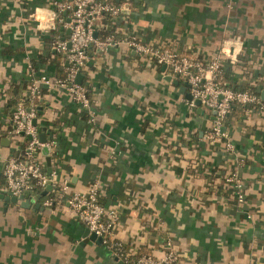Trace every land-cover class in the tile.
<instances>
[{
    "label": "crops",
    "instance_id": "0c3cea01",
    "mask_svg": "<svg viewBox=\"0 0 264 264\" xmlns=\"http://www.w3.org/2000/svg\"><path fill=\"white\" fill-rule=\"evenodd\" d=\"M53 1L0 0V190L25 139L9 133L8 89L26 83L29 91L34 77L58 76L53 57L62 52L50 47L56 35L45 27ZM109 1L128 8L110 19L121 41L91 47L83 69L93 123L65 85L41 83L36 97L38 127L56 140L38 157L47 172L50 157L68 187L52 205L46 194L38 206L0 198V264H124L85 234L70 206V195L95 181L106 209L118 207V236L134 254L163 256L171 239L185 264H264V0ZM132 33L202 61L225 41L236 46V61L222 56L224 83L255 87L261 103H236L225 118L234 149L208 136L212 114L190 106L187 80L122 40ZM231 172L244 183L243 202L226 179Z\"/></svg>",
    "mask_w": 264,
    "mask_h": 264
},
{
    "label": "built area",
    "instance_id": "2783aa9c",
    "mask_svg": "<svg viewBox=\"0 0 264 264\" xmlns=\"http://www.w3.org/2000/svg\"><path fill=\"white\" fill-rule=\"evenodd\" d=\"M127 8L128 5L124 3L109 0L53 1V21L47 20L48 23L45 22V27H50L53 30L57 23H60L61 32L51 40L50 47L64 53L67 71L65 77L57 76L51 79L44 74L34 77L29 87V93L33 98L31 105L27 107L23 99L17 104L12 115L14 127L9 130V133L25 136L31 134L32 137L29 139L24 153H12L6 162L4 170L6 182L3 190L7 193L13 195L24 193L26 190H31L34 182L42 186L43 189L51 183L52 187L48 193L56 192L58 188L64 191L68 187L66 180L59 184L56 173H48L38 157L40 147L45 145L48 148H53L56 145V140L40 141L39 127L32 122L38 109L35 99L40 92L41 83L51 84L54 82L65 85L73 98L89 112L88 121L93 123L96 116L91 105L88 88L82 82H78L77 76L88 64L90 47L105 49L109 45L121 41L113 34L100 37L99 34L95 36L94 33L104 25L102 22L104 16L108 15L113 21L120 19ZM41 21H43L42 18ZM67 29H70L69 33L66 32ZM122 40H125L130 48L154 58L159 64H166L174 74L187 80L193 95V98L188 100L190 106L197 107L195 99L198 98L201 100V105L210 114L215 115L211 121L208 136L212 140L225 141L227 148L234 149L229 134L223 127V122L231 110L232 103L260 102V97L254 92L248 89H236L224 83L222 56L226 55L230 61H236L238 57L236 46L225 41L217 54L207 61H202L170 48L146 43L135 33L126 34ZM213 110H216V113H213ZM226 179L233 185L238 201L243 202L246 194L242 179L237 176L236 172H231ZM53 199V197H48L45 204L52 205ZM69 203L73 213L83 220L90 230L102 235L103 242L124 264H185L171 239L166 242L167 247L163 256H156L152 253L134 254L118 236V207L108 210L100 200L98 181H95V184L87 191L75 192L70 195Z\"/></svg>",
    "mask_w": 264,
    "mask_h": 264
},
{
    "label": "trees",
    "instance_id": "16d2710c",
    "mask_svg": "<svg viewBox=\"0 0 264 264\" xmlns=\"http://www.w3.org/2000/svg\"><path fill=\"white\" fill-rule=\"evenodd\" d=\"M102 22L104 23V25L100 26L98 28L99 36L100 37H104L107 34H112L114 29L116 28V25L114 23H111L109 16L108 15L104 16L103 19H102ZM53 32L55 33V35L61 32L60 23H57L56 28L54 29ZM53 60L57 63L56 65H57V74H58V76L59 77H65L66 71H67V62H66V60H65V58L63 56V53H57V52L55 53L54 52ZM83 71L84 70H82V74H83L82 83L86 85V82H85V79H84L85 71L84 72ZM26 87H27L26 83H24V84H12L10 86V88L8 89L9 97L7 99V102H6V107H7L8 111L12 115H13L15 109L17 108V104H18V102L20 100L23 99V102H24V104L27 107L31 105L33 98H32V95L29 93L28 88H26ZM236 89H238V88H236ZM245 89H248V90L254 92L257 95H259V92H260L257 89H255V87H253V86L244 87L242 90H245ZM35 102L37 104L40 103L38 98L35 99ZM236 103L240 104L241 106H252V105L259 104V103H246V104H243V103H239V102H233L231 110L228 113L227 117L231 113V111L233 109V106ZM13 127H14V122L12 120V122L10 124V128H13ZM29 139H30L29 136L26 135L25 139L20 143L19 149H14L12 153H14V154L24 153L25 152V147H26L27 143L29 142ZM1 183H3V182H1ZM1 186H4V185H1ZM58 190H59V188H58ZM31 191H34V192L40 194L43 191V187L40 186L39 184H37L36 182H34L33 187L31 188ZM57 193H58L57 191L56 192L51 191V192H49L46 195H47V197H53L55 199L57 197ZM46 195H44V196H46Z\"/></svg>",
    "mask_w": 264,
    "mask_h": 264
},
{
    "label": "water",
    "instance_id": "95a60500",
    "mask_svg": "<svg viewBox=\"0 0 264 264\" xmlns=\"http://www.w3.org/2000/svg\"><path fill=\"white\" fill-rule=\"evenodd\" d=\"M69 32H70V29H67V33H69ZM94 35L97 36L98 35V32L95 31ZM69 45H70V42H69ZM170 77L171 76H169V78ZM82 78H83V74H82V72H80L78 74V76H77L78 82L81 83L82 82ZM175 81L178 82L179 80L176 79ZM188 85H189V83L186 81L185 84L183 85V88H185V90H186V88H187ZM185 90H183V92L186 94V96L189 99H192L193 98V95L191 94V92H186ZM195 101H196V103L199 106L201 105V100L200 99L197 98V99H195ZM39 109H41L40 112H42V106H39ZM213 113H216V110H213ZM214 117H215V115L213 114L212 115V118H214ZM206 121H207V119H205L204 122H203L202 129H201V133H203L205 131V129H206ZM32 122H33V124L38 125L37 117H34L32 119ZM48 132H49V129H48V127L46 125H43V126H40L39 127V139H40V141L46 142L48 140L47 139V133ZM28 136H29V138L32 137L31 134H29ZM48 159H49L48 160V173L51 174L52 173V166H51L50 157ZM51 187H52V184L49 183L46 186V188H44L43 191L40 194L36 195L34 198H33V196H31V191L30 190H26L24 193H21L19 195H13L12 193H7L4 190H0V198H4L6 204L9 201L18 202L19 200L23 204V201H25L26 199H28V202L29 203L35 202V203H37V206H38L39 205V199H40V197L43 196V195H45V194H48V191L51 189ZM85 234L86 235L89 234L91 236V238L97 240V242H100L101 243L103 241V236L100 235V234H97L95 231L90 230L89 227L86 229V233Z\"/></svg>",
    "mask_w": 264,
    "mask_h": 264
},
{
    "label": "rangeland",
    "instance_id": "374dc122",
    "mask_svg": "<svg viewBox=\"0 0 264 264\" xmlns=\"http://www.w3.org/2000/svg\"><path fill=\"white\" fill-rule=\"evenodd\" d=\"M19 137H20V135L19 134H17Z\"/></svg>",
    "mask_w": 264,
    "mask_h": 264
}]
</instances>
